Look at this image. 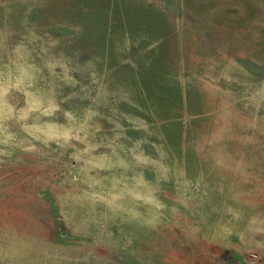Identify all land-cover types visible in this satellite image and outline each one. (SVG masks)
Segmentation results:
<instances>
[{"label":"rangeland","instance_id":"obj_1","mask_svg":"<svg viewBox=\"0 0 264 264\" xmlns=\"http://www.w3.org/2000/svg\"><path fill=\"white\" fill-rule=\"evenodd\" d=\"M0 264H264V0H0Z\"/></svg>","mask_w":264,"mask_h":264}]
</instances>
